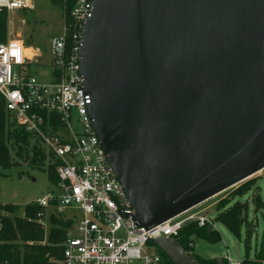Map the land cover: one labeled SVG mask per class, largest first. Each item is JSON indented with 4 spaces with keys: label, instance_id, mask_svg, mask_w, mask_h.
<instances>
[{
    "label": "water",
    "instance_id": "95a60500",
    "mask_svg": "<svg viewBox=\"0 0 264 264\" xmlns=\"http://www.w3.org/2000/svg\"><path fill=\"white\" fill-rule=\"evenodd\" d=\"M82 44L93 126L139 226L264 169V0H94Z\"/></svg>",
    "mask_w": 264,
    "mask_h": 264
},
{
    "label": "built area",
    "instance_id": "2783aa9c",
    "mask_svg": "<svg viewBox=\"0 0 264 264\" xmlns=\"http://www.w3.org/2000/svg\"><path fill=\"white\" fill-rule=\"evenodd\" d=\"M31 7V0H25L20 7L0 6V11ZM93 9L94 0H77L62 33L52 39L49 81L30 70L43 57L41 50L23 41L0 40V98L14 127L24 133L32 157L38 153L36 162L56 167L55 189L36 204L43 209L38 221L44 226L47 208L49 217L71 222L61 264H167L153 240L156 234L178 241L186 225L204 227L213 220L195 211L202 204L149 229L133 220L134 207L96 135L92 97L81 74L83 34ZM13 48H19L20 62L11 55ZM70 209L76 212L63 216ZM189 245L194 248V240ZM186 252L191 257V250ZM227 260L241 263L230 256Z\"/></svg>",
    "mask_w": 264,
    "mask_h": 264
},
{
    "label": "rangeland",
    "instance_id": "374dc122",
    "mask_svg": "<svg viewBox=\"0 0 264 264\" xmlns=\"http://www.w3.org/2000/svg\"><path fill=\"white\" fill-rule=\"evenodd\" d=\"M31 3L30 9L7 11V40L23 41L26 47L41 50L43 57L40 58L39 64H32L30 70L40 79L49 81L52 73L51 41L62 33L65 25V13L63 7L53 4L52 0H31ZM14 148L12 145V166L9 168L0 167V204L20 206L21 210L18 215L23 216L26 205L36 204L40 198L55 187L50 181L47 164L34 163L30 148L26 147L21 156ZM251 182L254 184L249 193L242 197L235 196L237 191L243 187L242 185ZM238 201H246L248 204L246 225L242 227L240 237L234 235L223 223L216 221V217L221 212L218 209L220 206L230 207ZM195 211L212 219L213 225L220 235V238L215 241H210L203 236H194L193 251L197 256L204 260L224 259L228 256L239 260H244L247 256L254 258L255 251L260 249L264 234V173L255 174L244 182L211 198ZM46 212V217L43 219L45 226L41 225L45 231L43 244L49 245L53 216L49 217L51 209L47 208ZM73 212L76 210H66L63 216L70 217ZM56 218L63 221L60 217ZM247 229L251 231L249 240L246 234ZM247 244L250 247L249 250H247ZM236 245H238V252ZM164 260L166 261V259ZM53 261L54 264H61V259Z\"/></svg>",
    "mask_w": 264,
    "mask_h": 264
},
{
    "label": "trees",
    "instance_id": "16d2710c",
    "mask_svg": "<svg viewBox=\"0 0 264 264\" xmlns=\"http://www.w3.org/2000/svg\"><path fill=\"white\" fill-rule=\"evenodd\" d=\"M77 0H52L53 4L63 7L65 19H68L71 10ZM8 12L0 11V40H7ZM9 119V114L5 110L4 100L0 98V167L9 168L12 166L11 145L14 143L17 148V154L20 156L27 147V139L24 133ZM11 142V143H10ZM37 152H34L33 162L36 163ZM49 178L54 184L58 181L56 167L49 168ZM250 182V181H249ZM253 182L242 185L243 187L237 191L236 197H242L251 191ZM263 202L261 195H259ZM221 211L216 217V221L223 223L234 235L241 236V230L246 225V213L248 212V204L246 201H238L227 207L222 205ZM20 206L13 204H0V264H54L53 260L62 259L63 243L65 242L67 231L71 226V222L59 221L53 216L49 235V245H44L45 231L39 220V213L43 211L38 204H29L24 207L23 216H19ZM209 225L199 227L197 223L186 225L179 234L178 241L186 250H191V258L196 264H229L227 258L213 260L201 259L194 253V248H190L189 243L193 242L194 236H203L210 241L219 239L220 235L216 229L210 233ZM247 239L251 237L250 229L246 230ZM247 250L250 249L247 244ZM167 264H172L168 255L162 251ZM264 234L260 249L255 251V257L247 256L240 264H263L264 263Z\"/></svg>",
    "mask_w": 264,
    "mask_h": 264
},
{
    "label": "clouds",
    "instance_id": "9594fccd",
    "mask_svg": "<svg viewBox=\"0 0 264 264\" xmlns=\"http://www.w3.org/2000/svg\"><path fill=\"white\" fill-rule=\"evenodd\" d=\"M29 2H30V0H29ZM24 3H25V0H12L11 3H9V0H0V6L7 5L10 8L20 7ZM11 55L16 56L17 61L20 62L19 48H13L12 51H11Z\"/></svg>",
    "mask_w": 264,
    "mask_h": 264
},
{
    "label": "bare ground",
    "instance_id": "6f19581e",
    "mask_svg": "<svg viewBox=\"0 0 264 264\" xmlns=\"http://www.w3.org/2000/svg\"><path fill=\"white\" fill-rule=\"evenodd\" d=\"M28 52L31 51V50H27Z\"/></svg>",
    "mask_w": 264,
    "mask_h": 264
},
{
    "label": "crops",
    "instance_id": "0c3cea01",
    "mask_svg": "<svg viewBox=\"0 0 264 264\" xmlns=\"http://www.w3.org/2000/svg\"><path fill=\"white\" fill-rule=\"evenodd\" d=\"M214 229H215V227H214ZM240 261H242V260H240Z\"/></svg>",
    "mask_w": 264,
    "mask_h": 264
}]
</instances>
